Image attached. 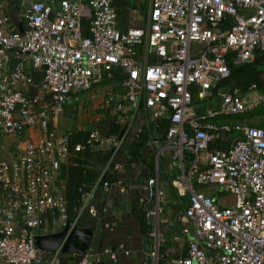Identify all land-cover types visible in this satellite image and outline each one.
I'll return each instance as SVG.
<instances>
[{
    "label": "built area",
    "instance_id": "built-area-1",
    "mask_svg": "<svg viewBox=\"0 0 264 264\" xmlns=\"http://www.w3.org/2000/svg\"><path fill=\"white\" fill-rule=\"evenodd\" d=\"M27 1L21 30L0 7V71L11 54L19 57L0 74V132H38L23 142L15 158H0V264H55L59 251L46 259L35 243L37 235L45 234L48 215L56 218L58 228L68 220L57 175L70 155L69 138L51 120L79 101V92L111 77L115 68L124 73L123 91L106 90L104 105L121 112L128 102L168 122L156 149L155 173L147 182L155 201L154 210L146 211L148 235L154 238L152 264L162 240L157 167L165 150L170 153L168 170L180 168L170 184L189 198L183 211L187 224L181 227L186 252L170 264H264V129L214 121L264 104V90L252 86L244 97L233 88L218 94L215 108L200 114L194 110L229 75V52L238 65L249 62L254 49H264V0H149L147 15L130 12L126 28L119 26L115 0ZM138 46H145L151 62L138 58ZM31 71L42 74L36 95L24 90L33 83ZM225 139L228 149L210 148L213 141ZM120 143V137L92 131L74 150L115 152ZM121 167L115 163L113 169ZM109 185L99 177L85 191V185L79 188L81 204L72 226H78L84 212L95 217L106 211L90 199L98 186ZM198 185L223 198L214 199ZM104 252L115 258L110 250ZM123 253L129 254L126 249ZM98 261L97 254L86 250L77 264Z\"/></svg>",
    "mask_w": 264,
    "mask_h": 264
},
{
    "label": "crops",
    "instance_id": "crops-1",
    "mask_svg": "<svg viewBox=\"0 0 264 264\" xmlns=\"http://www.w3.org/2000/svg\"><path fill=\"white\" fill-rule=\"evenodd\" d=\"M122 0H115L114 4L118 14V23L122 28L128 25L130 12L137 11L140 15L145 16L149 10V0H132L122 1L123 11L119 13V6L117 3ZM27 0H0V7L2 12L10 20L13 27L17 30L23 28L21 21L24 5ZM138 58L140 60L146 59L148 62L152 61V57L146 50L145 46H138L136 48ZM19 61V57L11 54L10 62L1 73H6L12 66ZM120 69L115 68L113 71ZM112 71V72H113ZM33 71H31L32 74ZM39 72L40 71H35ZM111 72V74H112ZM42 75V74H41ZM33 77V76H32ZM123 78V77H122ZM121 78V79H122ZM41 78L36 82L27 86L24 90L28 95H36L40 93ZM120 77L111 76L103 78L100 82L94 84L90 89L81 91L77 94L79 101L74 104L66 105L63 111L51 120L52 125L64 134H71L74 132L90 133L92 131L98 132L100 135H111L115 125H118L120 130V150L116 156L117 161L123 162V154L127 152V146L133 136L140 132L141 129L152 131L156 127L157 119H153L150 115L143 111L142 106L135 108L133 105L125 102L123 111L118 112L112 108L104 105L103 96L108 89L114 90L117 94H121L123 89L120 86ZM105 90L101 96L102 91ZM45 99H47L45 97ZM218 100V99H217ZM198 104L194 106L197 114ZM225 117L214 120L216 123H226ZM66 124L67 128L61 132L59 125ZM229 123V122H228ZM233 123V122H231ZM38 132L36 129H28L19 134H3L0 132V158L12 159L15 158L19 150L23 147L24 141L34 137ZM156 140V139H155ZM158 144L147 142L144 144V157L152 165V171L148 169L147 165L142 162L129 164L126 167L122 164L119 170H113L117 174V181L120 182L124 190H120V184L116 181L110 182L109 187L103 188L98 186L95 193L90 199V204L100 209L106 208L104 213L100 216H90L84 212L77 225L81 228L91 230L92 236L88 245V252L97 254L99 261L95 264H152L149 253L153 249L154 238L148 235L150 231L151 221L146 216L147 210H154V197L147 188V182L155 173L156 167V149L163 144L164 139L157 140ZM229 141L216 140L210 144L211 149H228ZM105 150V149H101ZM169 151L165 150L158 157V186L163 191V197L159 202L161 211L158 214V232L162 236L158 245V256L155 264H170L175 258L184 256L186 252V241L181 233V227L187 222L183 218L184 208L188 204V194L179 195L170 184L171 176L179 172L178 165L168 170ZM69 157L62 162L61 166L70 164ZM105 166H95L101 172L106 171ZM103 168V169H102ZM100 176V174H99ZM96 178V180L99 178ZM59 173L57 179H59ZM95 180V181H96ZM94 181V182H95ZM60 186L65 194V181H60ZM200 191H204L217 199L221 196L220 193L214 192V189L206 186H196ZM143 198V201H140ZM140 202L144 203L143 208ZM75 217V216H74ZM74 219V218H73ZM68 219V220H73ZM54 216H47L45 234L58 230V221ZM171 223V225H170ZM105 249L115 253V258L111 259ZM128 250L129 254H124L123 250ZM53 255V251H44V258ZM82 254L59 252L56 257L55 264H77L78 259Z\"/></svg>",
    "mask_w": 264,
    "mask_h": 264
},
{
    "label": "trees",
    "instance_id": "trees-1",
    "mask_svg": "<svg viewBox=\"0 0 264 264\" xmlns=\"http://www.w3.org/2000/svg\"><path fill=\"white\" fill-rule=\"evenodd\" d=\"M121 2L118 1L117 3L120 8L119 13L123 11V3ZM232 56L233 52H229L226 55V61L229 67L228 69H230L229 75L218 82L211 92V97L198 104L201 106L198 108L199 112H203L207 108H215L218 94L230 91L233 88H237L240 94L244 97L251 93L252 86H254L258 91L264 90V49H254L251 60L238 65L231 62ZM111 75L112 77H120L121 79L124 76V73L117 70L113 71ZM32 76L37 82L42 75L39 72L33 71ZM106 77L107 76H104V78ZM243 114L246 117L251 115H263L264 104H260L255 109L247 111ZM167 126L168 122L166 119L158 118L154 130L149 131L141 129L136 136H129L133 137V140H131L128 144L126 149L127 152L123 154V162L116 160L120 146L118 147L119 150L117 149L115 152L112 150L91 149L89 147H85L81 151H75L74 146L78 143H83L89 133L73 131V133L69 134V152L71 156L70 164L67 166H61L58 171L60 176L58 182L63 180L65 181L66 210L68 213L67 218L73 219L75 216V209L81 204V192L79 191V188L85 185L83 191L88 189L94 183L99 174L102 182L107 180L110 182L117 181V174L113 171L115 163H120L128 167L130 166L129 164L142 162L144 165L148 166L150 171H152V165H150L144 157V144L149 142L150 139H164ZM259 127H263L264 129L263 125ZM119 134V127L118 125H115L111 135L119 137ZM98 165H101L102 167L105 166L106 169H108L100 173L101 170L95 168V166ZM140 204L141 206L144 205L142 202H140ZM142 209H144L143 206Z\"/></svg>",
    "mask_w": 264,
    "mask_h": 264
},
{
    "label": "water",
    "instance_id": "water-1",
    "mask_svg": "<svg viewBox=\"0 0 264 264\" xmlns=\"http://www.w3.org/2000/svg\"><path fill=\"white\" fill-rule=\"evenodd\" d=\"M72 221L67 220L58 230L37 235L35 243L42 251H59L64 253L83 254L88 249L92 236L91 230L72 226Z\"/></svg>",
    "mask_w": 264,
    "mask_h": 264
},
{
    "label": "rangeland",
    "instance_id": "rangeland-1",
    "mask_svg": "<svg viewBox=\"0 0 264 264\" xmlns=\"http://www.w3.org/2000/svg\"><path fill=\"white\" fill-rule=\"evenodd\" d=\"M104 92L105 90L102 91L101 96L104 94ZM245 117L246 116H244V114H241V115L225 117L224 120L229 123L238 122V123H241L243 125H248V126H256V127H259L261 125L264 126V114L263 115H251L246 118ZM66 128H67L66 124L62 123L61 125H59V130L61 132H63ZM220 198H223V196H220Z\"/></svg>",
    "mask_w": 264,
    "mask_h": 264
}]
</instances>
